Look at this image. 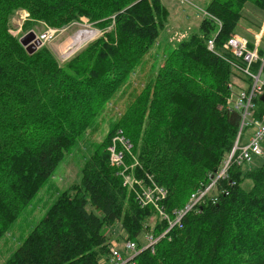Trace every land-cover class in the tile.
<instances>
[{
    "label": "trees",
    "instance_id": "trees-1",
    "mask_svg": "<svg viewBox=\"0 0 264 264\" xmlns=\"http://www.w3.org/2000/svg\"><path fill=\"white\" fill-rule=\"evenodd\" d=\"M249 1L264 10V0H211L197 31L166 53L139 89L130 79L161 46L170 23L162 0H0V240L70 149L95 128L107 103L129 96L123 114L86 159L81 182L59 194L3 264H103L113 247L106 230L116 222L138 249L142 235L161 236L153 249L124 264H264V166L244 171L233 163L228 177L183 216L181 227L169 228L152 205L143 206L124 186L108 151L123 130L141 165L137 177L150 174L166 188L162 203L171 218L192 193L210 185L243 119L229 103L232 87L252 85L236 67L244 65L242 58L225 48ZM23 11L29 15L22 21ZM15 18L23 32L85 20L102 35L61 64L47 45L29 54L15 35ZM249 47L255 48L251 42ZM254 103L252 114L262 119L264 102ZM245 179L252 181L249 190ZM89 202L102 216L87 209Z\"/></svg>",
    "mask_w": 264,
    "mask_h": 264
},
{
    "label": "rangeland",
    "instance_id": "rangeland-1",
    "mask_svg": "<svg viewBox=\"0 0 264 264\" xmlns=\"http://www.w3.org/2000/svg\"><path fill=\"white\" fill-rule=\"evenodd\" d=\"M210 1L211 0H162L165 6L170 10V23L162 32L161 38L158 41L161 43V46L159 47L156 44V46L153 47L151 52L146 56L141 71H138V74L131 77V81L135 80L132 85L133 87L139 89L142 88L146 80L151 77L152 73L158 70L160 64L163 62V56L173 49L180 40L187 39L192 33L197 31L204 15L203 9ZM241 13L242 18L235 29V35L243 36L248 39L249 42L253 43L255 47L258 45V50H264V10L249 1L243 6ZM21 16L23 17L24 15L21 14ZM18 19H14V25L18 26L17 30H14V32L15 35L19 34V37L21 38L27 32H23V24L20 22L18 23ZM21 20L23 21L22 18ZM87 24L90 23L87 22ZM90 25L93 27L92 24ZM44 27L45 25H39L35 27V30L41 32L45 29ZM81 27V24L76 25L73 29H70L66 34L60 35L51 43L42 44L41 42V45L38 46V48L42 45L49 46L57 56L59 62L61 64L66 63L89 42L102 35L101 31L95 27H93L95 30H88L83 33H78L77 35L76 30ZM86 38L89 40L82 43ZM72 41L76 43L72 44ZM81 43L82 45H79ZM259 57L260 59L264 58V56L260 55V52ZM256 63H254V66ZM254 66L251 67V71L258 74L261 67L257 69ZM238 70L243 73L241 69L238 68ZM241 77L242 76L237 72L235 81L238 82ZM261 80L264 82V72H262ZM240 86L241 88H247V85L244 83H241ZM240 86L234 85L232 87L235 97L236 94L240 92ZM128 100L129 96L127 92L118 99L113 100L111 103H107L104 112L97 120L95 128L90 130L85 136L81 137L78 144L66 154L65 158L54 171V174L43 184V187L32 200L31 204L20 214L19 218L14 223L12 230L1 238L0 264H3L6 259L22 245L35 226L44 218L47 210L54 203L59 194L73 184L81 182L82 168L86 159L90 156L95 147L108 135L114 123L117 121L119 113L123 114L128 105ZM254 131V126L249 125L246 127L244 130L243 141H248ZM262 149L264 151V141L262 142ZM134 156L139 160L136 155ZM128 158H130L128 163L133 164L134 160L131 157ZM251 166H264V154L263 156H254L250 162L243 164L242 168L246 171ZM134 173H136L135 169ZM242 185L245 189L249 190L252 186V181L245 179ZM87 209L98 216H102L101 211L90 202L87 204ZM154 222L155 220H153L151 224H154ZM106 231L108 232L111 241L116 242V249L120 251L126 259L129 258L130 255L131 257L134 256L135 253L129 254L126 252L127 234L119 222L109 226ZM140 240L145 241L144 246L147 244V240L143 235L140 237ZM111 259V256H109V260L103 259V264H114Z\"/></svg>",
    "mask_w": 264,
    "mask_h": 264
},
{
    "label": "built area",
    "instance_id": "built-area-1",
    "mask_svg": "<svg viewBox=\"0 0 264 264\" xmlns=\"http://www.w3.org/2000/svg\"><path fill=\"white\" fill-rule=\"evenodd\" d=\"M22 15L24 16H21V18L24 20L29 14L28 12L23 11ZM78 24H81L82 27L76 30L77 35L78 33H83L88 30H95L90 24H87V21H82V23L74 21L63 27L46 26L41 32H36L35 39L40 40L42 44L51 43L60 35L66 34ZM86 26H90L91 28ZM87 40L89 39L86 38L82 43ZM73 43L74 42L72 41V44ZM82 43L79 45H82ZM208 48L210 50L214 49L213 40H209ZM225 48L229 49L237 57L242 58L244 65H237L236 67L241 69L245 75L252 79V85L249 86L248 89L241 91L235 98L232 97L229 101L234 109L241 111L243 117L232 152L224 161L220 169L216 171L215 175L211 177L212 182L210 185L206 189H200L197 192L192 193L189 201L190 203L187 204L186 208L181 209L176 213L174 218H171L162 203L167 197L166 188L160 186L150 174H147V179L144 177H137V174L134 173V169L137 166L138 168L141 167V165L139 160L134 156L132 152L133 145L130 140L126 138L123 130L119 129L116 132L110 146L108 147L110 164L111 166L121 169L118 173L123 177L124 186H126L130 192L135 194L136 200H138L143 206L152 205L162 220L169 221V228L176 225L181 227L183 216L188 211L193 210L195 207L203 203L209 194V191L218 184L220 179L222 180L228 177L229 168L233 163L243 165L250 162L254 156H263L264 154L262 149V142L264 141V115L262 119L256 120L252 114L255 106L254 99L259 98L264 93V82L261 80L264 58L260 59L259 57L258 45L255 48H250L248 39L240 35H232L225 44ZM259 60L262 62L261 69L258 74L253 73L251 67ZM249 125L254 126L255 131L250 136L249 140L244 142V130ZM128 157H131L134 160L133 164L128 163ZM214 202H216V199H214ZM160 237L161 236L155 237L152 234H146L145 238L147 244L145 245L146 247L144 246L142 249H138L136 242L127 240L126 252L129 254L135 253V256L143 249H153L154 245L160 240ZM115 244L116 242H113V247L111 248V261H113L114 264H124L134 257H131L130 255V257L126 259L124 255L116 249Z\"/></svg>",
    "mask_w": 264,
    "mask_h": 264
},
{
    "label": "water",
    "instance_id": "water-1",
    "mask_svg": "<svg viewBox=\"0 0 264 264\" xmlns=\"http://www.w3.org/2000/svg\"><path fill=\"white\" fill-rule=\"evenodd\" d=\"M36 34L34 31H29L20 38L21 44L26 48L29 54H33L37 51L38 46L41 45L40 40H36ZM35 42V43H33ZM260 100L264 102V94L260 96Z\"/></svg>",
    "mask_w": 264,
    "mask_h": 264
},
{
    "label": "bare ground",
    "instance_id": "bare-ground-1",
    "mask_svg": "<svg viewBox=\"0 0 264 264\" xmlns=\"http://www.w3.org/2000/svg\"><path fill=\"white\" fill-rule=\"evenodd\" d=\"M74 43H76V42H74ZM76 46H77V45H76ZM89 52H90V51H89ZM89 52H88V53H89ZM85 53H86V52H85ZM54 72H55V70H54ZM124 76H125V75H124ZM126 76H127V75H126ZM126 76H125V77H126ZM103 102H104V101H103ZM130 104H131V102H130ZM91 107H92V106H91ZM121 107H122V106H121ZM90 109H91V108H90ZM46 122H47V121H46ZM118 125H120V124H118ZM4 128H5V127H4ZM123 128H124V127H123ZM111 142H112V141H111ZM98 156H99V155H98ZM87 162H88V161H87ZM114 184H115V183H114ZM114 184H113V185H114ZM84 209H85V208H84ZM13 222H14V221H13Z\"/></svg>",
    "mask_w": 264,
    "mask_h": 264
}]
</instances>
